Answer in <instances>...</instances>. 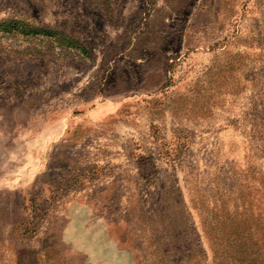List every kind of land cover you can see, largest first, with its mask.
I'll list each match as a JSON object with an SVG mask.
<instances>
[{
	"label": "rangeland",
	"instance_id": "rangeland-1",
	"mask_svg": "<svg viewBox=\"0 0 264 264\" xmlns=\"http://www.w3.org/2000/svg\"><path fill=\"white\" fill-rule=\"evenodd\" d=\"M245 221L264 0H0V264H230Z\"/></svg>",
	"mask_w": 264,
	"mask_h": 264
},
{
	"label": "trees",
	"instance_id": "trees-1",
	"mask_svg": "<svg viewBox=\"0 0 264 264\" xmlns=\"http://www.w3.org/2000/svg\"><path fill=\"white\" fill-rule=\"evenodd\" d=\"M213 236L211 237L214 238L212 239L214 244L217 241H224L232 251L234 261L230 264H264V226L259 229L256 225H250L245 221L227 231L221 230L220 235ZM253 237L256 238L255 243H252Z\"/></svg>",
	"mask_w": 264,
	"mask_h": 264
}]
</instances>
